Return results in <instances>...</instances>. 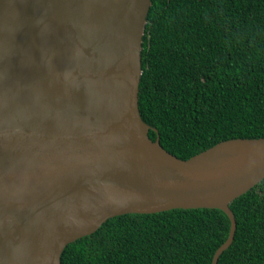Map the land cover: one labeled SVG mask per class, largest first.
<instances>
[{"label": "water", "instance_id": "obj_1", "mask_svg": "<svg viewBox=\"0 0 264 264\" xmlns=\"http://www.w3.org/2000/svg\"><path fill=\"white\" fill-rule=\"evenodd\" d=\"M152 0H0V264H62L130 213L217 208L264 179V137L182 159L139 107ZM158 136L153 140L149 132Z\"/></svg>", "mask_w": 264, "mask_h": 264}, {"label": "trees", "instance_id": "obj_2", "mask_svg": "<svg viewBox=\"0 0 264 264\" xmlns=\"http://www.w3.org/2000/svg\"><path fill=\"white\" fill-rule=\"evenodd\" d=\"M147 19L139 107L162 146L187 159L264 137V0H152ZM231 208L237 230L218 264H264V179ZM230 228L217 208L124 214L70 243L61 261L212 264Z\"/></svg>", "mask_w": 264, "mask_h": 264}]
</instances>
